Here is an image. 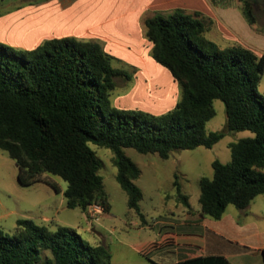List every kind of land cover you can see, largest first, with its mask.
<instances>
[{
  "label": "trees",
  "instance_id": "trees-1",
  "mask_svg": "<svg viewBox=\"0 0 264 264\" xmlns=\"http://www.w3.org/2000/svg\"><path fill=\"white\" fill-rule=\"evenodd\" d=\"M239 2L249 25L261 31L256 5ZM143 26L152 58L182 91L173 109L162 114L112 105L115 79L132 76L114 67L115 58L97 42L52 38L30 50L0 43V149L14 160L18 183L44 182L59 192L46 176L56 175L66 182L68 208L86 212L98 203L108 213L101 161L92 143L113 151L116 180L127 193L128 208L140 214L143 194L134 183L140 170L126 148L168 159L173 151L211 148L225 133L248 130L254 135L229 144L231 163L215 160L213 177L200 179L198 198L201 217L220 219L229 205L245 210L264 194V96L257 92L264 54L240 45L218 46L205 36L199 12H157L144 17ZM216 99L225 104L226 129L207 132ZM180 198L187 204L186 196ZM0 264H111V251L71 227L52 229L18 219L13 235L0 229ZM174 264L232 263L206 255Z\"/></svg>",
  "mask_w": 264,
  "mask_h": 264
},
{
  "label": "rangeland",
  "instance_id": "rangeland-1",
  "mask_svg": "<svg viewBox=\"0 0 264 264\" xmlns=\"http://www.w3.org/2000/svg\"><path fill=\"white\" fill-rule=\"evenodd\" d=\"M263 8L256 6L258 12L256 25L261 30H264ZM162 14L166 15V13ZM149 16L147 11L143 17ZM205 21L207 25L208 20ZM263 40L262 38L249 40L251 47L258 54L264 52ZM217 43L218 46L221 45L220 47L225 46ZM233 45L248 47L242 43ZM148 56L151 65L149 63L142 66L131 65L120 58L112 61L114 67L123 68L132 76L130 80L115 79L116 87L110 96L114 107L162 114L172 110L180 100L182 91L179 83L173 80L166 68L152 59L151 51L148 52ZM153 64L155 66H152ZM257 92L264 96V72ZM213 107L215 114L206 122V131H224L227 124L225 104L216 99L213 101ZM253 135L248 130L225 133L224 137L211 148L198 146L195 149L173 151L168 159H162L157 153L143 154L133 148H126V155L140 170L139 177L134 181L143 194L139 202L140 214L128 208L127 193L116 180L117 167L114 163L113 151L91 143L90 147L101 161L99 174L110 202L109 212L104 213L98 222H90L86 212L66 206L63 194L66 182L59 176L46 174L47 179L56 183L59 192H55L44 182H35L28 186L20 185L17 181L18 168L14 160L0 149V229L10 236L15 232L18 219H32L37 224L49 225L52 229L64 225L73 228L83 237L88 235L98 238L97 233L82 230V227L89 225L94 227L96 232L102 233L107 243L121 239L151 242L152 244L147 246L145 251L156 259L155 255L159 250L156 243L165 240L170 232V226L183 221L186 212L200 210L198 201L200 179L213 177L212 163L219 160L221 163L230 164L229 144ZM176 179L178 185L174 184ZM180 194L187 197L188 205L180 198ZM230 210L235 211L238 208L229 205L228 211ZM43 216L49 217L51 221H43ZM262 223L263 220L260 221V224ZM111 229L114 231L112 232ZM167 261L171 264L176 258L169 257ZM145 262L147 261H144V264H149Z\"/></svg>",
  "mask_w": 264,
  "mask_h": 264
},
{
  "label": "crops",
  "instance_id": "crops-1",
  "mask_svg": "<svg viewBox=\"0 0 264 264\" xmlns=\"http://www.w3.org/2000/svg\"><path fill=\"white\" fill-rule=\"evenodd\" d=\"M239 5V0H0V43L30 50L47 39L74 37L97 42L114 58L142 66L152 63L148 62L152 44L145 38L143 26L147 11L150 16L176 8L199 12L208 20V39L224 47L242 43L252 48L249 40H263L264 30L249 25ZM42 220L51 221L47 216ZM261 220L264 222V194L245 210L228 211L227 207L220 219L201 217L199 210L188 211L183 221L169 225L165 240L156 243V259L145 251L151 242L121 239L107 243L100 232L98 238H86L110 249L111 264H170L169 257L176 258L174 264L206 255L224 256L232 264H264ZM93 229L82 227L84 232L95 233Z\"/></svg>",
  "mask_w": 264,
  "mask_h": 264
},
{
  "label": "built area",
  "instance_id": "built-area-1",
  "mask_svg": "<svg viewBox=\"0 0 264 264\" xmlns=\"http://www.w3.org/2000/svg\"><path fill=\"white\" fill-rule=\"evenodd\" d=\"M103 207L98 203H92L87 207L86 215L90 222H98L103 216Z\"/></svg>",
  "mask_w": 264,
  "mask_h": 264
},
{
  "label": "water",
  "instance_id": "water-1",
  "mask_svg": "<svg viewBox=\"0 0 264 264\" xmlns=\"http://www.w3.org/2000/svg\"><path fill=\"white\" fill-rule=\"evenodd\" d=\"M248 1L252 2L256 6L259 5V6L264 7V0H248ZM93 231L95 233H98V232L95 231V229H93Z\"/></svg>",
  "mask_w": 264,
  "mask_h": 264
}]
</instances>
